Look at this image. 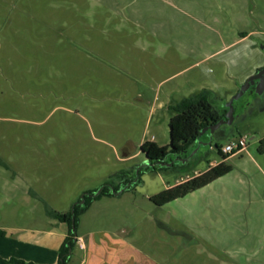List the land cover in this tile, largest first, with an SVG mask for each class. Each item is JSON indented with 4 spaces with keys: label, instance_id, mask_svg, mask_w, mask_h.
Here are the masks:
<instances>
[{
    "label": "rangeland",
    "instance_id": "obj_1",
    "mask_svg": "<svg viewBox=\"0 0 264 264\" xmlns=\"http://www.w3.org/2000/svg\"><path fill=\"white\" fill-rule=\"evenodd\" d=\"M261 43L264 0H0L9 258L59 264L69 227L48 213L127 187L81 214L78 238L118 237L153 261L264 264V94L237 101L243 115L185 168L143 171L150 161L141 148L170 144L169 107L179 100L205 91L230 100L263 66ZM240 138L257 162L244 152L229 161L231 173L185 198L150 200L222 162L218 146ZM76 248L70 261L81 259Z\"/></svg>",
    "mask_w": 264,
    "mask_h": 264
},
{
    "label": "trees",
    "instance_id": "obj_2",
    "mask_svg": "<svg viewBox=\"0 0 264 264\" xmlns=\"http://www.w3.org/2000/svg\"><path fill=\"white\" fill-rule=\"evenodd\" d=\"M236 103L237 102H235V104ZM172 110L175 112V115L170 121V144L166 146H160L155 141H145L141 147L143 153L152 163L169 162L167 160L168 156H184L186 158V154H190L196 149L198 145V139L200 138V134L202 133L203 129L210 125L218 123L223 117H225L228 108L225 106L224 101L219 102L212 96L211 93L205 91L190 98L183 99L178 104L173 106ZM218 149L219 154L223 157L222 162L215 165L214 167H209L207 171L197 176L193 175L180 184L170 186L159 194L152 196L150 200L158 206H164L176 200L185 198L189 194L200 190L213 183L214 181L222 178L223 176L231 173L233 171V167L229 162H227V159L232 155H224L221 151L222 148L219 146ZM258 153L264 154V138L260 141ZM185 167L186 165L184 164H174V166L170 168L161 166H155L152 168L146 167L145 169H143V171L161 172L169 169L179 170ZM141 172L140 174H142ZM128 182L129 181H125L123 185L127 184ZM113 189L115 192H118L121 187ZM94 193L95 192H92L88 197H85L86 202L84 205H81L80 203L75 205L74 218L72 212L48 213L50 216L55 217L61 222L67 224L69 227V233L60 248L59 264H69V261L71 259L70 254L77 245L76 232L81 214L84 211H87L95 200H99L102 196L105 195H114L113 191H111L109 187L104 188L102 193L97 197H93ZM2 263L33 264L16 258L3 260Z\"/></svg>",
    "mask_w": 264,
    "mask_h": 264
},
{
    "label": "crops",
    "instance_id": "obj_3",
    "mask_svg": "<svg viewBox=\"0 0 264 264\" xmlns=\"http://www.w3.org/2000/svg\"><path fill=\"white\" fill-rule=\"evenodd\" d=\"M255 32H256L255 30L251 31L250 33H246L244 35L245 37L244 36H242V37L246 38L248 35H254ZM229 46H227V47H229ZM227 47H225V48H227ZM213 55H215V53L211 54V55H207V57L205 59L212 57ZM231 95H233V94H231ZM230 97L226 98L225 100H221V101H224V103L226 104L229 101L228 99ZM180 101H182V100H179V102ZM179 102H177L176 104H178ZM172 107H169V109H172ZM154 112H155V108L153 107L150 111V114H152ZM263 138L264 137H262L260 140H262ZM151 141H154V139ZM155 142H156V140H155ZM160 146H166V145H160ZM244 152H246L248 154V156L252 162H257V159L255 157L250 156L247 149L240 152V153L233 154L230 158L227 159V162H229L234 157L241 155ZM259 155L264 156V154H259ZM219 163L220 162L212 163V164H210L209 167H214L215 165H217ZM0 164L2 165L1 162H0ZM262 172L264 174V171H262ZM201 173H203V172H196L194 175L197 176ZM9 177H10V175L7 176L4 173H0V199H2V202L0 205V232H2V233H0V264H3L2 263L3 260L11 259V258H9L8 254H7L8 253L7 248L2 245L3 238L8 234L7 224L2 223L3 222L2 221V213L4 210L5 202L9 201L11 199V194H13L12 191L9 190V188L5 187L6 183L10 179ZM189 178L190 177H188L186 179H182V180H177L173 185L180 184L181 182H184L185 180H187ZM4 184H5V186H4ZM14 229H18V228H14ZM263 248H264V246L262 245V248H260V249L263 250ZM76 252L81 256L80 261H69V264H196L195 261H189V262L188 261H153L151 258L143 255L140 251L135 249L132 246L131 242H127V241H124L123 239H119L118 237H111V236H109L108 238L102 239V241H97V240H91L90 241V239H87L86 241H84L82 238H78V236H77V248L75 250V253ZM214 262H216V264H217V262H218V264H243L241 261H214ZM214 262L203 261L204 264H215ZM262 263H264V262H262Z\"/></svg>",
    "mask_w": 264,
    "mask_h": 264
},
{
    "label": "water",
    "instance_id": "obj_4",
    "mask_svg": "<svg viewBox=\"0 0 264 264\" xmlns=\"http://www.w3.org/2000/svg\"><path fill=\"white\" fill-rule=\"evenodd\" d=\"M262 47V50H264V45L261 46ZM256 81H258V84L256 85V94L257 95H262L263 92H264V69L260 70L259 72H257L256 74L250 76L246 82L240 87L239 91L225 104V106L228 108V111L225 115V117H223L218 123L214 124V125H210L208 127H206L205 129H203L202 133L200 134V138H202L203 136L205 135H209V141L207 143L203 142L200 140V138L198 139V147L191 153L190 157L189 158H192L193 156H195L200 147L203 146V147H212V144H213V139H214V134L216 133L217 130H219L222 126H232L236 117H235V102L241 100L245 94L247 93V91L253 86L256 84ZM189 158L187 159H181V158H177L175 159L174 161L172 162H157V163H151L149 165H147V167H155V166H161V167H167V168H170V167H173L174 164L176 162H183L185 163ZM126 188H124L122 191L120 192H115L114 189H113V193L115 195H119L121 194L124 190H126ZM103 190H101L98 194H95L93 195V197H97L101 194ZM89 195L87 196H84L83 197V202L81 203L82 205L86 202V199L85 197H88ZM72 215H73V218H74V215H75V210L73 209L72 211ZM75 232V230H74ZM77 240V238H76Z\"/></svg>",
    "mask_w": 264,
    "mask_h": 264
},
{
    "label": "flooded vegetation",
    "instance_id": "obj_5",
    "mask_svg": "<svg viewBox=\"0 0 264 264\" xmlns=\"http://www.w3.org/2000/svg\"><path fill=\"white\" fill-rule=\"evenodd\" d=\"M262 45H264V43H261V46ZM264 51V50H263ZM262 69H264V64H263V66L262 67H260L257 71H256V73L257 72H259L260 70H262ZM255 73V74H256ZM258 84V81H256V84L255 85H253L248 91H247V93L245 94V96L248 94V93H250V92H253L255 95H257L256 94V85ZM263 94H264V92H263ZM262 94V95H263ZM244 96V97H245ZM243 97V98H244ZM245 106V105H244ZM244 109V111H246V108H243ZM243 113L244 112H241V113H237V110H236V104H235V117H236V119H235V121L237 120V118L239 119L242 115H243ZM238 115V116H237ZM234 121V122H235ZM234 124V123H233ZM205 137V138H204ZM203 138V139H202ZM200 140L201 141H203V142H205V143H207L208 141H209V135H205V136H203ZM197 147H198V145H197ZM196 147V148H197ZM208 149H210V147L209 148H204L203 146H201L200 147V149H199V151H198V153L195 155V156H193L192 158H189L190 157V155H191V153L190 154H186L187 155V157L185 158L184 156H168L167 157V160L169 161V162H172V161H174L175 159H177V158H181V159H187V158H189L185 163H183V162H176L175 164H184V165H187L190 161H192V160H194L195 158H196V156L197 155H199V154H201V153H205V151H207ZM152 162H150V164H151Z\"/></svg>",
    "mask_w": 264,
    "mask_h": 264
},
{
    "label": "built area",
    "instance_id": "obj_6",
    "mask_svg": "<svg viewBox=\"0 0 264 264\" xmlns=\"http://www.w3.org/2000/svg\"><path fill=\"white\" fill-rule=\"evenodd\" d=\"M248 148L246 138H240L238 142H232L221 149L224 155L240 153Z\"/></svg>",
    "mask_w": 264,
    "mask_h": 264
}]
</instances>
